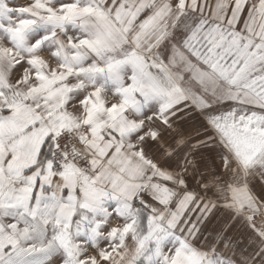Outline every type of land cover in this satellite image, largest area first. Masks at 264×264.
I'll return each instance as SVG.
<instances>
[{
  "label": "snow or ice",
  "instance_id": "6c2138e0",
  "mask_svg": "<svg viewBox=\"0 0 264 264\" xmlns=\"http://www.w3.org/2000/svg\"><path fill=\"white\" fill-rule=\"evenodd\" d=\"M0 264H264V0H0Z\"/></svg>",
  "mask_w": 264,
  "mask_h": 264
},
{
  "label": "crops",
  "instance_id": "0c3cea01",
  "mask_svg": "<svg viewBox=\"0 0 264 264\" xmlns=\"http://www.w3.org/2000/svg\"><path fill=\"white\" fill-rule=\"evenodd\" d=\"M197 128H198V125H196L194 123L179 122L177 125V130L174 134L175 135H183L185 137H191V139L194 141L195 139H197ZM235 230H237V229H235ZM232 231H234V230H232ZM225 235H226V233H225ZM226 236H228V235H226ZM230 237L233 239V241H237V240L242 241L244 239L243 235L240 233L232 234ZM237 251H239V245L237 247ZM225 254L228 255L229 253L226 252Z\"/></svg>",
  "mask_w": 264,
  "mask_h": 264
},
{
  "label": "rangeland",
  "instance_id": "374dc122",
  "mask_svg": "<svg viewBox=\"0 0 264 264\" xmlns=\"http://www.w3.org/2000/svg\"><path fill=\"white\" fill-rule=\"evenodd\" d=\"M20 2H23V0H20ZM223 222L222 218L219 219V221L217 220H214L213 221V224L212 225H209V228H208V232H215L216 230H218L220 227H221V223ZM237 234V233H240L242 234V230L241 229H237V230H229L228 232H226V235H232V234ZM209 239H211V237H209Z\"/></svg>",
  "mask_w": 264,
  "mask_h": 264
}]
</instances>
